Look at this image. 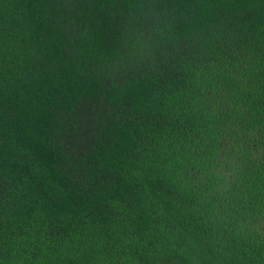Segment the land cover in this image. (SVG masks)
Returning <instances> with one entry per match:
<instances>
[{"label": "trees", "instance_id": "16d2710c", "mask_svg": "<svg viewBox=\"0 0 264 264\" xmlns=\"http://www.w3.org/2000/svg\"><path fill=\"white\" fill-rule=\"evenodd\" d=\"M0 264H264V0H0Z\"/></svg>", "mask_w": 264, "mask_h": 264}]
</instances>
